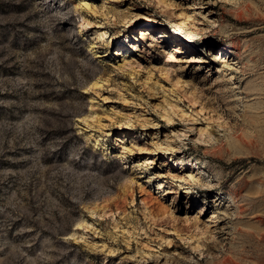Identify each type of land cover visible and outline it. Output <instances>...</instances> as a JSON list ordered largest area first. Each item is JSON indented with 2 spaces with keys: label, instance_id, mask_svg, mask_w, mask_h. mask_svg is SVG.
<instances>
[{
  "label": "rangeland",
  "instance_id": "374dc122",
  "mask_svg": "<svg viewBox=\"0 0 264 264\" xmlns=\"http://www.w3.org/2000/svg\"><path fill=\"white\" fill-rule=\"evenodd\" d=\"M0 264H264V0H0Z\"/></svg>",
  "mask_w": 264,
  "mask_h": 264
},
{
  "label": "bare ground",
  "instance_id": "6f19581e",
  "mask_svg": "<svg viewBox=\"0 0 264 264\" xmlns=\"http://www.w3.org/2000/svg\"><path fill=\"white\" fill-rule=\"evenodd\" d=\"M159 2L163 5H166L164 1H159ZM142 16H143L142 17L143 18L142 24L146 23V22H148V23L149 22H156L155 17H153L152 15L144 14ZM173 17L175 19V25L172 28L174 29L175 32L183 33L184 30H187L188 28H192V29H195L197 31L196 26H193V24L187 25V21H189V18L186 16V14L174 11ZM97 32H99L100 35L104 34L102 30H98ZM222 58L223 57H221V59H219V60L224 62L225 59H222ZM161 209L165 213H168L170 211V209L165 205H162Z\"/></svg>",
  "mask_w": 264,
  "mask_h": 264
},
{
  "label": "trees",
  "instance_id": "16d2710c",
  "mask_svg": "<svg viewBox=\"0 0 264 264\" xmlns=\"http://www.w3.org/2000/svg\"><path fill=\"white\" fill-rule=\"evenodd\" d=\"M174 30V29H173Z\"/></svg>",
  "mask_w": 264,
  "mask_h": 264
}]
</instances>
